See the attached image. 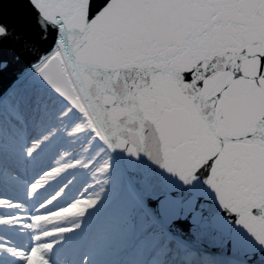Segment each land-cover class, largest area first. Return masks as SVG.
Returning a JSON list of instances; mask_svg holds the SVG:
<instances>
[{"label":"snow or ice","instance_id":"6c2138e0","mask_svg":"<svg viewBox=\"0 0 264 264\" xmlns=\"http://www.w3.org/2000/svg\"><path fill=\"white\" fill-rule=\"evenodd\" d=\"M0 61V264H67L90 238L73 264H264V0H0ZM84 107L119 134L91 187L69 171L35 209L64 219L31 230L7 193L33 198Z\"/></svg>","mask_w":264,"mask_h":264},{"label":"rangeland","instance_id":"374dc122","mask_svg":"<svg viewBox=\"0 0 264 264\" xmlns=\"http://www.w3.org/2000/svg\"><path fill=\"white\" fill-rule=\"evenodd\" d=\"M92 128L93 125L91 120L84 109L81 110L79 114L66 116L58 126V140L55 147L47 151L43 158L38 160L30 171V179L38 178L35 189L33 190V198L28 199L27 195L22 191L7 193L25 206L27 212L22 213L25 218H27L29 214L35 216V219L31 221V230L46 232L55 223L64 219L63 215L44 216L35 211L41 202L45 201L46 197L53 192H56L57 196L61 195L60 192L56 191V185L63 174L69 171H75L78 177V184L86 183L89 187L92 186L96 179L100 178L98 169L103 167L104 161L101 149L102 144L99 140L102 142L103 140L100 138L97 131ZM93 132L95 136H93ZM92 166V172L86 175L89 171L88 169ZM45 169H51V171L46 172ZM36 170L40 175H36ZM38 175L40 177H38ZM84 177L86 180L81 183ZM0 205L4 207L7 204L4 201H0ZM96 227L101 232L109 227L103 225V214L97 220ZM20 238L27 241L29 236L24 235ZM96 247V241L90 238L81 243L78 249L69 253L68 256L76 253V259H78L79 255L87 253ZM68 256L66 258L67 264H73L70 263ZM31 264H45V262L37 255L32 259Z\"/></svg>","mask_w":264,"mask_h":264},{"label":"water","instance_id":"95a60500","mask_svg":"<svg viewBox=\"0 0 264 264\" xmlns=\"http://www.w3.org/2000/svg\"><path fill=\"white\" fill-rule=\"evenodd\" d=\"M13 47L14 45L11 42H6L3 45V54L6 57L11 56ZM3 63H5V61H0V65H2ZM83 109L86 110L87 115L91 120V123L93 125L92 129L97 131L98 135L103 140L104 144L110 141H114L117 138L119 133L114 123L106 121L102 113H93L87 107H84L81 110ZM207 251L210 255H213L222 261L227 260V258L231 255L229 250L221 251L214 247L208 248Z\"/></svg>","mask_w":264,"mask_h":264},{"label":"trees","instance_id":"16d2710c","mask_svg":"<svg viewBox=\"0 0 264 264\" xmlns=\"http://www.w3.org/2000/svg\"><path fill=\"white\" fill-rule=\"evenodd\" d=\"M7 207H8L7 205H5L4 207H2V205H0V208H5L6 209ZM7 222H11V221H7ZM111 224H112V221L108 217H106L105 215H103V225L110 227ZM11 231L16 232L18 230L17 229H12ZM76 256H77L76 253L75 254H70L68 256V258L70 260V263H73L74 260H76Z\"/></svg>","mask_w":264,"mask_h":264},{"label":"bare ground","instance_id":"6f19581e","mask_svg":"<svg viewBox=\"0 0 264 264\" xmlns=\"http://www.w3.org/2000/svg\"><path fill=\"white\" fill-rule=\"evenodd\" d=\"M99 141L101 142L102 145L104 144L101 140H99ZM100 155H101V154H100ZM100 155H99V156H100ZM47 158H48V157H47ZM43 163H44V161H43ZM92 169H93V166L90 167V168L88 169L89 171L86 173V175L89 174V173H91V172H92ZM52 172H53V171H52ZM35 173H36V175H37V174L40 175V173H39L37 170L35 171ZM39 175H38V177H40ZM84 180H86L85 177L81 180V183H83Z\"/></svg>","mask_w":264,"mask_h":264}]
</instances>
